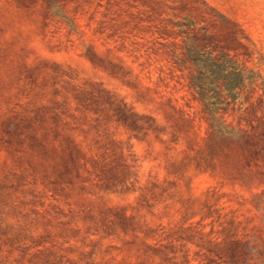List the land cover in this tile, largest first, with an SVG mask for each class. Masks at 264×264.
Returning <instances> with one entry per match:
<instances>
[{"label":"rangeland","instance_id":"rangeland-1","mask_svg":"<svg viewBox=\"0 0 264 264\" xmlns=\"http://www.w3.org/2000/svg\"><path fill=\"white\" fill-rule=\"evenodd\" d=\"M207 1L264 83V0ZM111 12L0 0V264H264V113L194 123L146 102L115 65ZM236 141L253 153H209Z\"/></svg>","mask_w":264,"mask_h":264},{"label":"trees","instance_id":"trees-1","mask_svg":"<svg viewBox=\"0 0 264 264\" xmlns=\"http://www.w3.org/2000/svg\"><path fill=\"white\" fill-rule=\"evenodd\" d=\"M109 3L115 65L127 68L126 77L137 88L134 92L144 91L146 102L159 104L165 99V107L194 123L214 121L230 108L247 120L250 109L257 107L261 119L264 83L248 65L253 51L236 20L207 0ZM157 122L171 120L162 117ZM256 128L264 133V123ZM231 132L236 135L243 130ZM232 151L252 154L253 148L239 141L209 146L210 154L221 157ZM252 158L257 159L255 153Z\"/></svg>","mask_w":264,"mask_h":264}]
</instances>
